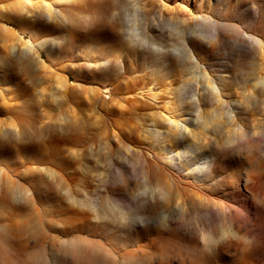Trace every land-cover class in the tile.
Returning <instances> with one entry per match:
<instances>
[{"label": "rangeland", "instance_id": "obj_1", "mask_svg": "<svg viewBox=\"0 0 264 264\" xmlns=\"http://www.w3.org/2000/svg\"><path fill=\"white\" fill-rule=\"evenodd\" d=\"M0 264H264V0H0Z\"/></svg>", "mask_w": 264, "mask_h": 264}, {"label": "bare ground", "instance_id": "obj_2", "mask_svg": "<svg viewBox=\"0 0 264 264\" xmlns=\"http://www.w3.org/2000/svg\"><path fill=\"white\" fill-rule=\"evenodd\" d=\"M199 154H200V155H203L204 158L208 161L209 156H208V153H207V152H205V151H200ZM206 160H205V161H206Z\"/></svg>", "mask_w": 264, "mask_h": 264}]
</instances>
